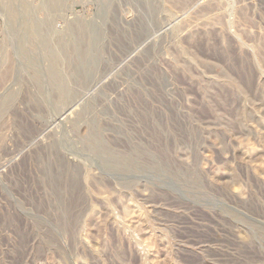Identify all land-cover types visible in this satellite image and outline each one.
I'll use <instances>...</instances> for the list:
<instances>
[{"label": "rangeland", "instance_id": "1", "mask_svg": "<svg viewBox=\"0 0 264 264\" xmlns=\"http://www.w3.org/2000/svg\"><path fill=\"white\" fill-rule=\"evenodd\" d=\"M0 264H264V0H0Z\"/></svg>", "mask_w": 264, "mask_h": 264}, {"label": "bare ground", "instance_id": "2", "mask_svg": "<svg viewBox=\"0 0 264 264\" xmlns=\"http://www.w3.org/2000/svg\"><path fill=\"white\" fill-rule=\"evenodd\" d=\"M81 58V57H80ZM84 59V58H83ZM83 61V60H82ZM57 79H58V76H57ZM60 82V81H59ZM61 84V83H60ZM64 84V83H63Z\"/></svg>", "mask_w": 264, "mask_h": 264}]
</instances>
